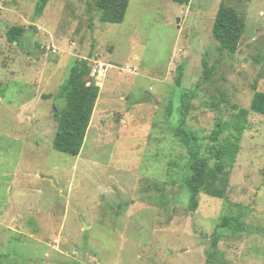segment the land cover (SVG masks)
<instances>
[{"label": "rangeland", "instance_id": "rangeland-1", "mask_svg": "<svg viewBox=\"0 0 264 264\" xmlns=\"http://www.w3.org/2000/svg\"><path fill=\"white\" fill-rule=\"evenodd\" d=\"M38 2L0 0V264H207L216 231L215 264H264V116H249L225 198L201 194L196 212L175 135L188 91L204 156L217 120L264 91V0H130L122 24L96 0H51L41 16ZM223 2L246 23L236 54L213 33ZM80 60L107 71L73 157L54 148V106Z\"/></svg>", "mask_w": 264, "mask_h": 264}, {"label": "trees", "instance_id": "trees-1", "mask_svg": "<svg viewBox=\"0 0 264 264\" xmlns=\"http://www.w3.org/2000/svg\"><path fill=\"white\" fill-rule=\"evenodd\" d=\"M51 0H39L36 5V14L41 16ZM181 5H190L193 0H172ZM130 0H96V7L101 12L104 23L122 24L126 18ZM246 32L245 20L235 8L226 3L216 16L213 33L222 49L236 54L241 39ZM27 33L23 26H11L7 30V38L11 43L20 45ZM92 68L89 60H80L72 68L70 77L61 87L57 98L65 101V107L55 119L58 130L54 139V148L62 153L78 157L84 148L88 132L94 116L96 104L100 97V87L91 83ZM212 69L204 62V75L198 87L211 79ZM183 77L181 70L179 81ZM90 83V85H88ZM255 95L250 109H241L234 106L238 113L232 120L218 119L210 140L212 143L206 148L209 157L203 154L202 139L199 133L191 129L188 124V115L191 109L192 92L188 91L182 96L181 117L175 130L176 137L188 150L189 166L185 179V186L190 193V210L196 212L199 208V196H208L224 199L230 184L231 171L240 153L241 143L247 130L248 119L251 112L264 116V91L254 86ZM169 111L171 112L170 108ZM212 160H215L212 164ZM231 219L225 216L219 228L230 227ZM241 226V223H239ZM241 228V227H240ZM238 228L239 230H241ZM212 248L209 252L207 264H215L219 251L221 235L218 231L213 234Z\"/></svg>", "mask_w": 264, "mask_h": 264}, {"label": "built area", "instance_id": "built-area-1", "mask_svg": "<svg viewBox=\"0 0 264 264\" xmlns=\"http://www.w3.org/2000/svg\"><path fill=\"white\" fill-rule=\"evenodd\" d=\"M106 67V64L98 62L97 66L95 67L96 69H94V72H92L91 76L93 78L105 77L107 71ZM88 85H90V83Z\"/></svg>", "mask_w": 264, "mask_h": 264}, {"label": "water", "instance_id": "water-1", "mask_svg": "<svg viewBox=\"0 0 264 264\" xmlns=\"http://www.w3.org/2000/svg\"><path fill=\"white\" fill-rule=\"evenodd\" d=\"M55 110L57 111L56 107L54 106Z\"/></svg>", "mask_w": 264, "mask_h": 264}]
</instances>
